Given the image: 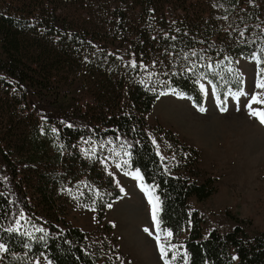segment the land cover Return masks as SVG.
Returning a JSON list of instances; mask_svg holds the SVG:
<instances>
[{
  "label": "trees",
  "instance_id": "16d2710c",
  "mask_svg": "<svg viewBox=\"0 0 264 264\" xmlns=\"http://www.w3.org/2000/svg\"><path fill=\"white\" fill-rule=\"evenodd\" d=\"M203 4L200 0H0V124L8 123L6 130L0 127L2 264H34L40 255L52 264H116L107 235L93 237L74 226L57 201L62 186L58 182L74 174L75 179L82 177L85 161L77 145L83 136H109L128 147L131 168L141 172L158 198L161 235L172 233L161 242L170 264H264V231L253 221L229 212L219 217L204 208L215 194L216 182L210 176L193 177L197 169L201 174L198 151L193 147L186 155L182 151L179 172L169 171L156 152L145 118L164 92L186 95L202 106L203 77L212 81L224 104L227 87H241L239 57L257 54L264 74V0H215L209 2L210 11ZM76 15L84 17V24L98 22V34L74 29ZM61 43L66 45L62 51ZM81 57L88 70L97 73L96 82L90 73L86 82L98 103V117H82L72 104L68 114L47 118L59 128L62 150L56 155L49 153L50 143L39 130L13 139L12 131H19L14 128L17 115L3 113L8 98H22L30 114L37 113L36 99L58 87L51 68ZM113 99L117 103L110 110ZM21 143L28 148L21 160L30 171L28 182L18 178L9 155L10 147ZM88 174L101 193L96 208L102 220L121 192L104 172L93 169ZM22 214L32 223L19 232L15 226ZM219 218L227 223L221 225Z\"/></svg>",
  "mask_w": 264,
  "mask_h": 264
},
{
  "label": "rangeland",
  "instance_id": "374dc122",
  "mask_svg": "<svg viewBox=\"0 0 264 264\" xmlns=\"http://www.w3.org/2000/svg\"><path fill=\"white\" fill-rule=\"evenodd\" d=\"M192 1L195 3L197 0ZM201 1L208 11L211 10L209 2H215L200 0V3ZM70 14L74 16L73 13ZM83 19L84 17L79 15L74 17V29L85 30L89 36L98 34L99 23L88 21L84 24ZM63 48H66V45L61 43L59 49L62 51ZM121 64L125 66L122 62ZM236 65L238 79L242 82L241 87H227L224 104L220 103L212 81L203 77L199 80L204 95L202 106L196 105L186 95L164 92L145 118L156 152L169 171L174 174L179 172L182 151L185 155L192 147L198 151L196 163L201 174H197V169L193 177L204 180L210 176L216 182L215 194L203 204L204 208L218 212L219 217L229 212L233 216L253 221L256 229L264 231V124L260 123L259 118L251 115V109L247 106L251 103L253 95L259 94L260 98L264 99V88L258 87V84L264 81V74L260 73L257 54L237 58ZM88 69L85 57L51 68L56 77L55 85L58 87L50 90L46 98L36 99L37 113L30 114L26 109L28 104L22 98L9 97L3 113H9V117L17 115L14 128L19 131H12V138L18 140L22 132L25 133L22 137H25L26 134L30 135L32 130H39L40 135L50 143L49 147L52 149L49 153L56 155L55 152L61 151L62 145L57 139L59 128L53 122L47 121V118L68 114L72 104L75 112L82 113V117L90 118L93 114L98 117L95 112L99 108L98 103L86 82L88 73L96 82L97 73L93 68L92 73ZM115 103L117 102L114 99L110 102V110L115 107ZM99 105L102 108V104ZM201 108L205 110L200 111ZM252 108L264 109V105L255 103ZM7 125L8 123L4 122L0 127L6 130ZM5 146L9 149L8 145ZM27 150V146L21 143L10 147L12 153L9 155L13 159L18 178L28 182L30 171L21 161L28 153ZM77 150L85 161L83 171L80 172L82 177L75 179L74 174L66 177L65 182L57 183L62 185L59 190L61 196L59 192L57 196L61 213L67 216L74 226L89 232L93 237L106 234L114 247L115 254L112 259L116 264H170L160 252V244L167 235H161L160 228L157 229L156 221L152 218L149 195L151 194L154 200L155 197L143 178L139 179L135 175L138 172L142 177L141 172L131 168L128 147L109 136H83L78 142ZM62 152L64 155L67 151ZM93 169L110 176L121 192V197L108 205L102 220L96 208L97 200L101 201V193L97 194L95 185L88 178V173ZM44 170V174H48L46 167ZM137 208L143 212L140 217L135 218L133 213ZM219 220L221 225L227 223L223 218ZM31 223L26 215L22 214L15 228L24 232L29 229ZM110 225L112 229L108 230ZM146 228L149 231H145ZM157 235L161 237L160 241H157ZM0 245H3L0 249L2 264L5 246L1 242ZM34 264L52 263L47 256L40 255Z\"/></svg>",
  "mask_w": 264,
  "mask_h": 264
},
{
  "label": "snow or ice",
  "instance_id": "6c2138e0",
  "mask_svg": "<svg viewBox=\"0 0 264 264\" xmlns=\"http://www.w3.org/2000/svg\"><path fill=\"white\" fill-rule=\"evenodd\" d=\"M258 87L260 88H264V81L260 82L258 84ZM255 103H259L264 105V99H261L259 94L257 95H253L251 97V103H249L247 106L251 109V115L255 116L257 118H259L260 123L264 124V109H256V108H252V104ZM205 109L201 108L200 111H204ZM222 110H226V109H222ZM120 165H118L119 167ZM135 175L137 176V178L142 179V177H140L139 173H135ZM141 187L143 188L144 185H141ZM147 191V189H145ZM149 201L150 203H152V218L154 221H156V227L157 229H159V219H158V211H159V201L158 198H156L155 200L153 199L152 195H149ZM110 206V205H109ZM9 231H11V229H9ZM145 231H149V229H145ZM167 236L171 237L172 233L169 231L166 233ZM157 241H160L161 237L159 235L156 236ZM3 248V245H0V249ZM160 252L162 254L163 257H166L168 255V251H167V247L165 244L161 243L160 244Z\"/></svg>",
  "mask_w": 264,
  "mask_h": 264
},
{
  "label": "bare ground",
  "instance_id": "6f19581e",
  "mask_svg": "<svg viewBox=\"0 0 264 264\" xmlns=\"http://www.w3.org/2000/svg\"><path fill=\"white\" fill-rule=\"evenodd\" d=\"M134 210H135V209H134ZM141 212H143V211L138 210V208H137V209L135 210V213H133V216H135V218L140 217ZM131 216H132V214H131Z\"/></svg>",
  "mask_w": 264,
  "mask_h": 264
}]
</instances>
